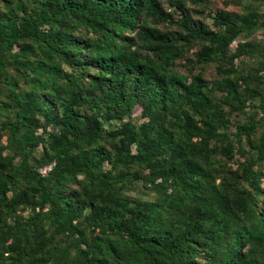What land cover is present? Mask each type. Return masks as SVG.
<instances>
[{"label": "trees", "instance_id": "16d2710c", "mask_svg": "<svg viewBox=\"0 0 264 264\" xmlns=\"http://www.w3.org/2000/svg\"><path fill=\"white\" fill-rule=\"evenodd\" d=\"M223 1L0 0V264H264L263 0Z\"/></svg>", "mask_w": 264, "mask_h": 264}, {"label": "rangeland", "instance_id": "374dc122", "mask_svg": "<svg viewBox=\"0 0 264 264\" xmlns=\"http://www.w3.org/2000/svg\"><path fill=\"white\" fill-rule=\"evenodd\" d=\"M205 2L203 3L202 6L205 5V12L209 11L211 14H214L216 11H221V10H226V11H233V12H239L240 9L239 7H236V6H232V5H227V6H224V1L223 0H204ZM260 3L261 5V9L264 10V0L263 2H260V1H257ZM165 7H167V3L165 1H163L162 3ZM187 8L190 10V9H197L198 6L192 4V2L188 1L187 2ZM193 18H197V14H195L194 12H191V14ZM207 23L210 24V20L207 19ZM255 38H262V35H261V32H257L256 35H255ZM235 45L233 44L232 45V48L234 47ZM195 50H192L191 52H189V57L192 56L193 52ZM186 67V64L184 62H181L180 65H179V69L182 71V72H185L184 69ZM205 76L207 79H212L214 77V68L213 67H208L206 69V72H205ZM133 118L134 119H138L139 118V115H140V108L136 107L133 111ZM140 119V118H139ZM4 141V139H3ZM40 149V147L38 148ZM262 169H263V172H264V164L262 165ZM262 186L264 187V179L262 181Z\"/></svg>", "mask_w": 264, "mask_h": 264}, {"label": "built area", "instance_id": "2783aa9c", "mask_svg": "<svg viewBox=\"0 0 264 264\" xmlns=\"http://www.w3.org/2000/svg\"><path fill=\"white\" fill-rule=\"evenodd\" d=\"M52 166H45L43 167L42 169H40V173L42 175H45L50 169H51Z\"/></svg>", "mask_w": 264, "mask_h": 264}]
</instances>
